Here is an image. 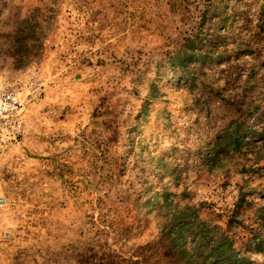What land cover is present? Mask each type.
<instances>
[{"label":"rangeland","instance_id":"obj_1","mask_svg":"<svg viewBox=\"0 0 264 264\" xmlns=\"http://www.w3.org/2000/svg\"><path fill=\"white\" fill-rule=\"evenodd\" d=\"M13 83L0 264H264V0H0Z\"/></svg>","mask_w":264,"mask_h":264},{"label":"built area","instance_id":"obj_2","mask_svg":"<svg viewBox=\"0 0 264 264\" xmlns=\"http://www.w3.org/2000/svg\"><path fill=\"white\" fill-rule=\"evenodd\" d=\"M39 83L29 82L33 96L40 93ZM23 88L19 83L0 85V158L20 142L25 132ZM2 201L4 198H0Z\"/></svg>","mask_w":264,"mask_h":264},{"label":"trees","instance_id":"obj_3","mask_svg":"<svg viewBox=\"0 0 264 264\" xmlns=\"http://www.w3.org/2000/svg\"><path fill=\"white\" fill-rule=\"evenodd\" d=\"M183 56H180L179 59L182 60ZM251 127L246 126L245 131L242 129H239L238 125L236 124L235 127H233L232 130H228L226 135H224V138L228 141V144L234 145V151H238L239 146L241 145V140L244 136V133L250 130ZM255 130V129H253ZM256 134H262L263 132H253L252 135ZM218 143H216L217 145ZM259 235L255 234L254 238H257ZM226 249V250H225ZM211 252L212 250H215L213 253V258L211 259L210 264H243L242 259H233L232 260V255H231V247L230 243L227 241L225 237H223L221 242H218L213 249H210ZM224 252H228L226 256H222ZM218 256V257H217ZM227 262V263H225Z\"/></svg>","mask_w":264,"mask_h":264}]
</instances>
